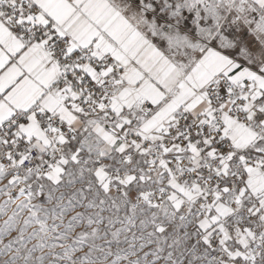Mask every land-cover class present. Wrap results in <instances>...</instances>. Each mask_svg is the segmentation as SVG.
Here are the masks:
<instances>
[{"label": "snow or ice", "instance_id": "1", "mask_svg": "<svg viewBox=\"0 0 264 264\" xmlns=\"http://www.w3.org/2000/svg\"><path fill=\"white\" fill-rule=\"evenodd\" d=\"M0 264H264V0H0Z\"/></svg>", "mask_w": 264, "mask_h": 264}]
</instances>
